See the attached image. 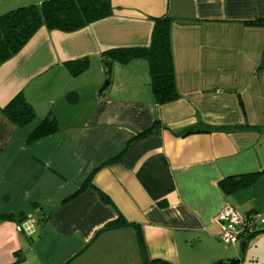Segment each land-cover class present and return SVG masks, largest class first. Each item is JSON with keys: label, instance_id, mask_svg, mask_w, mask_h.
<instances>
[{"label": "crops", "instance_id": "crops-1", "mask_svg": "<svg viewBox=\"0 0 264 264\" xmlns=\"http://www.w3.org/2000/svg\"><path fill=\"white\" fill-rule=\"evenodd\" d=\"M41 1L0 0V15ZM110 1L112 15L42 26L0 65V264H141L133 225L150 258L235 260L216 216L264 213V25L247 24L264 20V0ZM164 14L178 98L157 105L144 58L115 62L107 81L100 55L146 48ZM84 56L88 69L70 75L65 63ZM19 93L34 111L20 126L1 112ZM45 116L58 129L29 141ZM198 122L258 129L179 134ZM232 176L251 182L224 191ZM118 216L129 225L102 229Z\"/></svg>", "mask_w": 264, "mask_h": 264}, {"label": "trees", "instance_id": "trees-1", "mask_svg": "<svg viewBox=\"0 0 264 264\" xmlns=\"http://www.w3.org/2000/svg\"><path fill=\"white\" fill-rule=\"evenodd\" d=\"M113 7L110 0H43L39 4L31 3L17 6L0 15V65L16 55L35 32L42 26L47 30L73 32L92 22L112 15ZM153 22L149 45L146 48H120L101 53V67L107 81H110L115 62H127L134 58H144L148 66L149 85L153 102L157 105L169 103L178 98L173 71L169 28L172 18L168 14L150 18ZM249 25H264V20L247 22ZM69 74L77 76L89 67V57L84 56L65 63ZM69 103L78 100L76 92L65 94ZM1 112L15 125H24L34 118L33 108L17 94L1 109ZM242 128L258 129L256 126H211L202 122L189 126L181 131V136L193 133L212 131H235ZM58 129L57 122L52 116H45L31 130L29 141H34L49 135ZM88 176L83 184L89 182ZM251 180L243 177H229L220 181L224 191L230 192L238 189ZM10 218V214L1 215ZM129 225L122 217L106 223L102 229H113ZM136 231L137 243L141 254V264H175L160 258H150L146 252L143 234L138 225H133ZM264 231L255 229L244 236L247 241L255 233ZM226 264V263H219Z\"/></svg>", "mask_w": 264, "mask_h": 264}, {"label": "built area", "instance_id": "built-area-1", "mask_svg": "<svg viewBox=\"0 0 264 264\" xmlns=\"http://www.w3.org/2000/svg\"><path fill=\"white\" fill-rule=\"evenodd\" d=\"M216 220L220 224V241L226 248L233 246L246 234L264 228V213L242 214L226 206L219 211Z\"/></svg>", "mask_w": 264, "mask_h": 264}, {"label": "rangeland", "instance_id": "rangeland-1", "mask_svg": "<svg viewBox=\"0 0 264 264\" xmlns=\"http://www.w3.org/2000/svg\"><path fill=\"white\" fill-rule=\"evenodd\" d=\"M104 83L105 80L101 85ZM247 242L243 251H241L239 242L234 246L230 245L226 248L231 249L234 247L236 249L237 259H239V263L237 264H264V231L255 233ZM222 247L225 249L223 245ZM125 264H138V262L129 257Z\"/></svg>", "mask_w": 264, "mask_h": 264}, {"label": "water", "instance_id": "water-1", "mask_svg": "<svg viewBox=\"0 0 264 264\" xmlns=\"http://www.w3.org/2000/svg\"><path fill=\"white\" fill-rule=\"evenodd\" d=\"M107 81H105V83L103 84V88L107 85ZM246 240L245 239H243V240H241V242H240V246H241V251H243L244 250V248H245V246H246ZM239 262V259H235V260H232V261H230V260H223V261H221L220 263H226V264H237Z\"/></svg>", "mask_w": 264, "mask_h": 264}]
</instances>
